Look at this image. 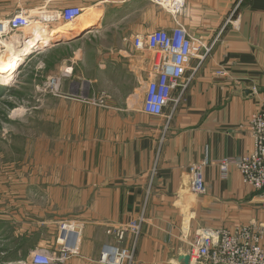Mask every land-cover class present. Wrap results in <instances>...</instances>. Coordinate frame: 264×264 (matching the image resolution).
Segmentation results:
<instances>
[{"label":"crops","instance_id":"crops-1","mask_svg":"<svg viewBox=\"0 0 264 264\" xmlns=\"http://www.w3.org/2000/svg\"><path fill=\"white\" fill-rule=\"evenodd\" d=\"M184 1L174 16L147 0H0V22L20 11L49 18L68 6L95 8L101 14V20L98 13L94 16L96 33L117 39L98 46L104 63L100 76L106 77V60L128 66L127 94L119 95L113 79V87L103 91L108 97L90 94L95 101L82 93L81 85L70 96L49 95L54 101L47 111L51 156L36 179L43 184L48 207L36 212L38 221L25 223L23 216L16 217L15 250L23 244L29 248L22 258L7 261L31 264L40 251L58 257L63 221L81 226L78 254L54 264H102L104 247L117 245L115 230L141 217L138 238L129 233L122 245L134 249L133 264H181L179 258L190 253L196 233L264 225L263 192L245 185L236 168L223 180L216 165L206 166L207 190L200 195L191 190L190 174L194 163L241 158L253 151L249 121L264 101V0ZM178 24L212 51L203 61L190 60L183 79L188 80L186 89L173 93L179 102L171 103L164 117H153L142 106L154 77L155 55L137 50L133 39ZM53 27L36 31L35 42L41 45L25 59L19 57L20 67L31 55L76 46L72 66L61 61L63 74L50 81H71L70 86L91 81L70 75L76 57L86 59L83 40L90 29L57 40L63 27ZM16 37L3 43L1 69L18 61L19 55L7 54L9 41L22 39ZM48 69H54L50 63Z\"/></svg>","mask_w":264,"mask_h":264},{"label":"rangeland","instance_id":"rangeland-1","mask_svg":"<svg viewBox=\"0 0 264 264\" xmlns=\"http://www.w3.org/2000/svg\"><path fill=\"white\" fill-rule=\"evenodd\" d=\"M92 10L95 11L94 13H98L101 20L100 12ZM49 26H54V29L60 27L65 30L70 29L67 24L61 21L47 23L44 20H38L23 33L8 32L4 34L3 38H0V54L4 52L3 43L5 41L15 36L23 39V35L28 33H33L36 36V31L44 28L50 30ZM96 28L97 25L93 24L87 28L91 33L83 40L86 43L84 56L86 59L78 60V56L80 57L78 55L75 69L70 74L71 79L77 76L91 81H74L72 86H70L71 81H50L53 75L61 76L63 72L59 69L61 61L66 60L69 67L72 66L70 60L75 57L73 52L77 50L76 46H64L56 51L31 55L12 76L4 75L0 68V264H15L7 260L22 258L29 248V245L23 244L19 251L15 250L16 217L21 216V219L23 216L25 223L38 221L39 213L36 212L48 207V199L44 197V187L40 186L43 184L37 182L36 179L40 173L39 169L46 167L49 153L51 156V151L48 150L47 111L51 102L54 105V101L49 95L58 93L70 96L78 92V85H81L82 93L87 98L92 97L90 94L107 96L103 91L113 87V79L116 80V89L120 87L119 95L127 94L128 66L126 62L115 64L111 60H106V77L100 76V67L104 63L101 55L96 53L98 46L102 43L110 45L117 39L110 35L103 37L100 34L99 36L95 31ZM99 29L101 28L99 27ZM18 41L20 40L9 41V45H7L9 58L14 55L11 50ZM27 55L22 58L25 59ZM149 55L152 57L155 54L149 51ZM1 63H5V61L2 60ZM49 63L54 69H48ZM55 82L57 83L55 84ZM59 82H62L61 87ZM64 84L67 85V89L64 88ZM122 86H124V93ZM93 100L95 101L94 98ZM103 102V104H107L105 101ZM57 104L58 102H56V106ZM63 153L64 151H60V158L63 157ZM20 222L22 223V221Z\"/></svg>","mask_w":264,"mask_h":264},{"label":"built area","instance_id":"built-area-1","mask_svg":"<svg viewBox=\"0 0 264 264\" xmlns=\"http://www.w3.org/2000/svg\"><path fill=\"white\" fill-rule=\"evenodd\" d=\"M167 9L176 16L185 6L184 0H147ZM85 9L78 6H68L49 18H43L33 11H20L8 21L0 22V38L8 32L23 33L38 20L47 23L61 21L72 25L81 17ZM134 47L139 51H150L155 54L153 79L148 82L142 111L153 117H164L165 110L171 103L179 102L173 93L177 89L183 91L188 80L183 81L189 62L192 58L206 59L212 46H206L201 40L194 38L182 26L177 25L172 30H157L145 37L133 39ZM223 75L224 72H218ZM183 93V92H182ZM249 134L253 139V151L241 158H225L218 161H204L191 165V190L195 194H204L207 190L204 169L208 165H216L220 178L229 177L230 169L236 168L242 175L243 182L263 192L261 203L264 211V101L261 109L255 112L249 121ZM144 217L131 224L122 225L114 232L117 245L104 247L100 263L102 264H133L134 249L122 247L127 234L132 233L138 238ZM59 243L61 249L58 257H53L46 251L33 255L31 264H54L64 262L78 254L77 242L81 226L77 222L63 221L59 225ZM189 255L198 264H264V225H241L233 228H223L216 233L207 231L196 233Z\"/></svg>","mask_w":264,"mask_h":264},{"label":"bare ground","instance_id":"bare-ground-1","mask_svg":"<svg viewBox=\"0 0 264 264\" xmlns=\"http://www.w3.org/2000/svg\"><path fill=\"white\" fill-rule=\"evenodd\" d=\"M94 12L95 11L92 9L85 11L84 14L81 17H79L74 24H72V25L68 24L70 29L65 30V28L64 29L61 28L60 32H58L57 38H55V39L61 40V39H65L68 37H72L74 35H77L83 31H85L90 25L92 26V24L98 25V21L94 17L95 16ZM34 44H36V45L34 46ZM40 45L41 44H37L35 42V35L33 33L26 34L25 37L22 40L18 41L17 45H15V47L12 48V50H11L13 53L19 55L18 58L16 55V58L18 61L16 62V64L12 63L13 65H10V66H7V65L4 67L2 66L3 74L12 76L14 73H16L20 67V63H18V62H20L19 57H21L23 55L25 56L30 52H32V53L35 52V50ZM21 59H23V58L21 57ZM1 61H2V59H0V65H3V63H1ZM194 260L196 261V259H194Z\"/></svg>","mask_w":264,"mask_h":264},{"label":"water","instance_id":"water-1","mask_svg":"<svg viewBox=\"0 0 264 264\" xmlns=\"http://www.w3.org/2000/svg\"><path fill=\"white\" fill-rule=\"evenodd\" d=\"M181 264H191V256L189 254L182 255L179 258Z\"/></svg>","mask_w":264,"mask_h":264}]
</instances>
